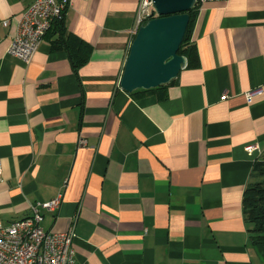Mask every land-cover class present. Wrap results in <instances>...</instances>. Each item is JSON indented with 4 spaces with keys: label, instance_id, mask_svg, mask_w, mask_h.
Listing matches in <instances>:
<instances>
[{
    "label": "crops",
    "instance_id": "obj_1",
    "mask_svg": "<svg viewBox=\"0 0 264 264\" xmlns=\"http://www.w3.org/2000/svg\"><path fill=\"white\" fill-rule=\"evenodd\" d=\"M140 1L71 0L66 35L93 48L80 65L54 29L29 63L9 55L31 1L0 0V227L62 194L41 226L73 231L79 264H264L243 205L264 162V0H201L199 66L131 95Z\"/></svg>",
    "mask_w": 264,
    "mask_h": 264
},
{
    "label": "built area",
    "instance_id": "obj_2",
    "mask_svg": "<svg viewBox=\"0 0 264 264\" xmlns=\"http://www.w3.org/2000/svg\"><path fill=\"white\" fill-rule=\"evenodd\" d=\"M31 3L24 14L19 18L18 32L8 49V54L29 63L38 51L42 41L51 30L55 22L62 20L71 0H30ZM153 0H141L135 36L140 26L153 18ZM7 27L9 21H4ZM260 90L247 93L249 102L252 96ZM86 140H80L79 146H84ZM251 155L259 151L258 145L251 144L246 148ZM0 161V179L2 175ZM63 195L55 199L38 203L32 207L33 214L24 220L15 221L5 227H0V264H79L76 260L74 248L75 233L45 231L41 224L43 216L40 207L55 210L60 207Z\"/></svg>",
    "mask_w": 264,
    "mask_h": 264
},
{
    "label": "water",
    "instance_id": "obj_3",
    "mask_svg": "<svg viewBox=\"0 0 264 264\" xmlns=\"http://www.w3.org/2000/svg\"><path fill=\"white\" fill-rule=\"evenodd\" d=\"M198 0H153V18L140 26L129 49L121 88L127 93L167 85L187 68L179 54Z\"/></svg>",
    "mask_w": 264,
    "mask_h": 264
},
{
    "label": "trees",
    "instance_id": "obj_4",
    "mask_svg": "<svg viewBox=\"0 0 264 264\" xmlns=\"http://www.w3.org/2000/svg\"><path fill=\"white\" fill-rule=\"evenodd\" d=\"M201 0H198L196 7L188 12L191 16V21L188 26V31L185 39L180 47L179 54L183 55L188 60V69L196 68L200 64L199 54L196 44L192 41V34L199 15V6ZM64 18L55 22L53 27L55 32L59 34V38L53 41V50L69 48L76 53V61L83 65L89 58L92 51V46L76 37H68L64 28ZM135 37V36H134ZM173 83L170 82L169 84ZM163 85L152 90H136L131 95L139 93H149L166 89L169 85ZM252 182L248 185L244 194V212L246 221L249 225V234L251 244L256 249L261 260L264 262V162H256L254 165V174Z\"/></svg>",
    "mask_w": 264,
    "mask_h": 264
}]
</instances>
